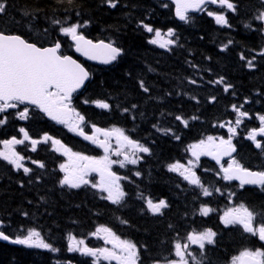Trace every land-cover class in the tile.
Returning <instances> with one entry per match:
<instances>
[{
  "label": "trees",
  "instance_id": "obj_1",
  "mask_svg": "<svg viewBox=\"0 0 264 264\" xmlns=\"http://www.w3.org/2000/svg\"><path fill=\"white\" fill-rule=\"evenodd\" d=\"M8 2L10 7L7 14L0 18V30L21 34L44 46L60 39L64 52L68 54L71 53L70 42L58 31L60 26L52 25L51 20H67L69 24L88 22L81 29L85 37L93 41L113 42L123 49L122 57L114 66L91 69L93 81L78 98L75 107L90 124L101 128L123 129L132 139L151 149L152 154L145 156L142 163L139 187L151 198L168 194L165 196L168 203L177 207L175 214L167 218L168 227L187 217L184 206L189 203L178 204V199L184 197L185 187L182 185V191L176 192L171 182L177 179L168 171L167 166L177 161L183 162L189 157L190 145L210 135L225 138L228 122L235 126L237 113L232 110L233 104L238 107L243 105L241 110L247 111L252 117L243 118L236 135V144L240 149L250 151L251 145L246 136L252 129L261 126L258 117L264 115V57L259 55L264 50V31H261V22L254 19L260 11H264L262 0H239L236 13L218 8L207 10L225 13L231 27L217 25L214 18L207 15V11L192 16L190 23L180 24L174 19L172 6L162 0H119L114 9L106 0ZM163 4L169 7H162ZM24 11L37 18L30 20L23 16ZM141 21L163 33L170 28L174 29L176 36L173 39L177 40V44L171 46V50H161L148 43L153 34L144 31ZM44 29H47V33ZM230 40L232 43L227 50H223ZM241 54L246 59L242 60ZM253 56L255 67L249 68L247 59ZM221 77L226 84L233 86L228 92L223 91V84L210 83ZM192 80H196V83L192 84ZM140 81L149 88V92L143 91ZM85 99L90 101L88 106L83 103ZM96 99L110 103L112 110L96 108L91 103ZM133 105L136 107L133 108ZM125 108L130 111L124 112ZM177 116L188 120V127L175 119ZM192 116L198 119L192 120ZM37 118L30 123L31 137L46 133L66 143L74 141L63 128L44 121L38 115ZM37 124L40 125L33 126ZM220 124H225V127H219ZM7 128L0 129V147L3 141L13 136ZM169 128L180 136L179 140L157 130ZM27 130L30 132V128ZM252 155L254 160L243 159L242 164L249 169H256L259 154L253 151ZM50 161L59 163L60 159L52 154L46 158L44 163L49 174ZM200 168L211 171H198L205 187L210 191L219 188L226 194L219 197V193L214 192L212 196L201 199V195L197 196L199 190H193L194 186H191L190 210L193 222H218L220 210L228 208L232 198L255 213H264V196L254 194L250 189L240 191L219 182L211 175L217 168L209 162ZM37 179L42 183H37ZM37 179L31 181L15 172L7 162L0 161V220L10 225L4 229L9 234H20L28 228H36L41 231L46 242L61 252L66 248L67 236L83 237V233L91 229V224H95V227L109 224L120 233L122 228L114 223L127 219L131 222L129 224L134 235L142 237L140 246L151 261L154 257H158L156 259L161 262L171 257L167 226L162 225V222L159 224L148 217L140 218V212L132 210L125 214L120 207L112 208L109 203L96 200L97 196L93 197L92 193H75L66 187L60 188L49 176H37ZM155 181L159 182V190L153 185ZM233 191L237 195L229 198L227 193ZM171 194H175L177 199H171ZM205 203L214 211L212 217L202 219L198 217V210ZM129 205L140 204L132 201ZM215 229L222 238L207 254L206 264H228L239 241L238 252L245 248L264 249L263 244L241 231L224 229L220 225H216ZM246 242L248 247H244ZM51 262L48 254L37 256L24 247L0 241V264Z\"/></svg>",
  "mask_w": 264,
  "mask_h": 264
},
{
  "label": "snow or ice",
  "instance_id": "obj_2",
  "mask_svg": "<svg viewBox=\"0 0 264 264\" xmlns=\"http://www.w3.org/2000/svg\"><path fill=\"white\" fill-rule=\"evenodd\" d=\"M118 2L119 0H106V3L113 9L117 7ZM172 2L175 5V16L183 23L191 22L190 12L206 11L205 6L208 4H218L219 8L230 10L232 13H236L239 7V0H172ZM262 3H264V0H262ZM9 7L8 0H0V18L7 14ZM162 7L167 8L169 5L163 4ZM76 15L79 16V13H76ZM207 15L213 17L217 25L231 27L225 13L207 11ZM23 16L29 17L30 20L37 18L28 11H24ZM254 19L261 22V31H264V11H260ZM51 23L52 25H59L58 31L62 37L69 38L72 42L70 46L74 47L75 52L80 53L88 60L111 65L123 55V49L115 46L113 42H93L86 38L81 29L86 27L88 22L82 24L76 21L69 24L67 20L52 19ZM141 25L144 31L154 34L148 43L168 50H171V46L177 44V40L173 39L176 36L174 29L170 28L166 33H162L161 30L155 29L143 21H141ZM245 27H251V25H245ZM44 32L47 33V29H44ZM231 43L230 40L223 50H227L228 45ZM62 47L60 39L55 40L50 46H44L26 39L21 34L0 30V114L19 109L21 105H24V108L18 113L20 120L26 121L33 118L37 112L43 113L47 118L63 125L68 131L101 148L104 155L95 157L74 152L70 147L63 144L60 139L46 133L43 135L42 140L33 139L28 131L21 127L19 132L23 134V138L18 139L13 136L10 140L3 141L5 150L0 151V158L14 166L16 170L22 169L25 174H30L33 169L25 166L23 163L25 157L16 150V146L25 145L26 141H30L31 151L35 152L37 150L36 146L40 143L50 145L56 153L67 157L66 162L59 165V171L63 173L62 179L59 180L61 187L80 189L81 187L90 186L102 194L101 199L110 201L113 205L122 206L126 202L127 193L123 189L121 180L128 179V177L117 175L112 170L113 166L119 165L120 168H125L128 165H137L143 159L140 154L151 155V149L132 139L125 133V130L120 128L105 130L92 125V135L84 131L83 126L87 123L86 117L73 107V95L85 87V83L91 79L92 74L71 55L63 54ZM259 55L264 57V50ZM240 58L242 60L246 59L242 54ZM254 60L255 56L252 59H247L249 68L255 67ZM193 67L195 66L193 65ZM191 83L195 84L196 80H192ZM210 83L223 84L224 92H228L233 87L226 84L223 77L216 81H210ZM140 87L145 93L149 92V88L144 85L143 81H140ZM212 101H215V97L212 98ZM83 103L89 104L90 101L85 99ZM91 103H94L95 107L101 110L111 111L113 107L110 103L100 99L91 101ZM132 107L135 108L136 105ZM231 107L233 112L237 113V116L234 127L231 126V122H228L227 139L210 135L206 139L190 145L188 150L191 152L193 159H189L187 164L177 161L167 166L169 172L177 173L182 181L194 186L193 190L201 189L202 191L197 194L198 197L200 195L210 197L214 192L220 193V195L226 194L219 188L210 191L208 187H205L195 169L199 166L198 162L201 156H211L219 163L224 156L232 157V154L236 152L233 138L238 134L237 128L243 123V118L251 119L252 117L247 111L241 110L243 105L238 107L233 104ZM123 111L129 112L130 110L125 108ZM258 118L261 126L258 129H252L247 138L254 143L255 148L260 149L261 153L264 154V142L257 139V137H264V115H259ZM175 119L181 121L184 127H188V120L182 119L180 116L175 117ZM191 119L196 120L198 117L192 116ZM5 123H7V116L0 118V125ZM153 127H156V125H153ZM219 127H225V124H220ZM157 130L165 135L171 134L176 140L180 139V136L172 132L170 128ZM101 136L103 139H100ZM113 136H115L118 145L115 149L111 144ZM113 156L122 158L113 159ZM31 162L37 164L41 169L46 167L43 162L36 160ZM220 171L222 173L221 178L224 181H239L241 189L246 185H253L264 191V170H250L233 157L227 167L221 165ZM92 173L98 174V181L93 182L89 179ZM134 175L138 177L141 172L136 171ZM227 195L232 198L237 193L233 191L227 193ZM138 198L144 199L142 195ZM145 204L146 210L154 216H163L165 210L170 208V204L166 199H159L154 202L153 199L147 198ZM198 211L201 217H208L214 209L205 203L200 206ZM258 215L261 217L259 221L257 220ZM220 221L225 228L230 227L264 242V213H255L241 203L239 206L224 212L220 217ZM121 223L127 224L128 221L121 220ZM9 226L3 220H0V241L25 246L29 249H46L53 253L60 251L51 243L46 242L41 231L36 228H28L20 234L13 235L4 230ZM169 227L173 226L169 225ZM93 235L98 239H103L106 244H111L112 247L92 248L84 240L70 235L67 251L93 257V264H100L101 260L108 261L109 264L112 261H115V264H141V247L132 240L121 239L110 227L106 226L97 228ZM175 235L179 237V232H176ZM217 235L216 231L208 228L202 231L191 230L186 236L174 239L170 254L178 259L169 260L165 258L163 264H190V262H193V264H206L208 246H216ZM192 246L197 247L198 254L192 251ZM153 264H161V261L154 260ZM230 264H264V249L245 248L238 256L231 258Z\"/></svg>",
  "mask_w": 264,
  "mask_h": 264
},
{
  "label": "flooded vegetation",
  "instance_id": "obj_3",
  "mask_svg": "<svg viewBox=\"0 0 264 264\" xmlns=\"http://www.w3.org/2000/svg\"><path fill=\"white\" fill-rule=\"evenodd\" d=\"M3 114L7 115L8 112L7 113H3ZM90 146L95 148V149H97L99 151L97 154H95L96 157H99L100 155L103 154L101 152V150L98 149L97 146H95L93 144H90ZM30 147H31L30 141H26L25 142V148H27V152L28 153L30 151ZM36 148H37V150L35 152H38V145L36 146ZM253 148L255 150V146L254 145H252V147H250V151L249 152H247V150L245 151L244 149H241L239 151V157H240V155H242L243 158H245V159L254 160V157L252 155ZM22 155L26 156L27 153H23ZM229 162L230 161H228L225 164H228ZM258 162H259L258 168H256L253 171L264 170V161L261 158H259ZM185 163H186V161H184V164ZM112 170L114 172H116V168H113ZM173 176L177 180H172L171 185L176 188V192L180 193L182 191V185L185 187L184 197L183 198L180 197L178 199V204L180 205V204H184V203H189V205L187 204L186 206H184L185 214L187 215V217H183L181 220H179V222L176 225H174L173 227L170 228V227H168V219L171 218L175 214L177 207L170 205V208L165 210V214L163 216H158V215L154 216L150 212H148L146 210V204H143V199H139L138 198L141 195L143 196L144 192L139 187L141 180H139V178L137 176H135V175H133L132 177H128V179H123L122 182H121L124 191L127 193L126 199L128 201V204L124 205V208H123L124 213L127 214L130 210L135 211V212H140L139 213L141 215L140 218L148 217V218L153 219L154 220L153 222H157V223L162 222L161 223L162 225H166L167 226V231H168L167 235L169 236V239H168L167 242L170 244V252H171V249H172V244H173L174 239L182 238V237L186 236V234L189 231H191V230L202 231L203 228H206V229L211 228L212 230L217 232V230L215 229L216 225H220L224 229H232L230 227L229 228H225L224 225L221 223V221H220L221 214L219 216V221L218 222L207 223V222H205V220H198L196 222H193L192 221V213H191V210H190L191 209V207H190L191 185H189L186 181H182V178L179 177V175L177 173H173ZM133 179H135V181H132ZM153 185L156 186L157 190H159V187H158L159 182L155 181V183ZM236 186H238L237 190H240V191H244L245 190V189H241L239 187V185H237V184H236ZM250 190L254 194H257L259 196H264V191H261L259 189V187H251ZM201 191L202 190H200L199 192H201ZM165 196H168V194L164 193V194H161V195L157 196V198H151V199H153L154 202L158 201L159 199H166L167 200V198ZM171 199H173V200L177 199L175 197V194H171ZM201 199H206V197L201 195ZM132 201H137L140 205H135V206L129 205ZM234 204L235 205H239L240 203L239 202H235V199H234ZM144 212H146V214ZM212 216H213V213H211L208 217H212ZM198 217L202 218V219L208 218V217H201L200 215H198ZM126 221H128V220L126 219ZM129 223H131V222L128 221L127 224H123L121 222L116 224V226H120V227H122L124 229V231L122 233L116 232L110 226H106V227H110L116 233V235L119 236L121 239L132 240L139 247H141V251H140L141 264H148L149 263L148 261H151V260H150L149 257L144 256L143 248H142V246H140V242L143 241L142 237H140L139 234L134 235V232L131 231V229H132L131 228V224H129ZM93 225L94 224H91L90 227L92 228ZM128 227H130V228H128ZM86 232H88V231H86ZM176 232H179V237H176V235H175ZM93 233L94 232H92L91 234H89L88 236H86V237H84L82 239V240L85 241V243L89 247H92V248H105V247L111 248L112 247L111 244H106L103 239H98L96 236L93 235ZM221 238L222 237L219 236V234H218L217 237H216V240L218 241ZM256 241L258 243L261 242V241H259L257 239H256ZM239 245H240V241L235 246L236 250L234 251V255L233 256H238L240 254L238 252V249L240 248ZM245 245H248L247 242L245 243ZM211 247L212 246H208V250ZM192 251L194 253H198L197 247L196 246H192ZM67 256H68L69 259L66 261V264H69V262H70V264H93V261H94L93 257L83 256V255H81L78 252H69L67 254ZM156 258H158V257H156ZM156 258L155 257L152 258V263H153L154 260H158ZM173 259H178V258H176L173 255ZM100 264H109V262L105 261V260H101ZM111 264H115V261H112Z\"/></svg>",
  "mask_w": 264,
  "mask_h": 264
},
{
  "label": "rangeland",
  "instance_id": "obj_4",
  "mask_svg": "<svg viewBox=\"0 0 264 264\" xmlns=\"http://www.w3.org/2000/svg\"><path fill=\"white\" fill-rule=\"evenodd\" d=\"M65 38H66V37H65ZM66 39H67V40H70L69 38H66ZM14 120H15L16 122H17V121H19V122L22 121V120L19 119L18 116L15 117ZM92 134H93V129L91 128V129H90V134H89V135H92ZM247 137H248V135H247ZM100 139H103V137L101 136ZM225 139H227V138H225ZM233 140H234V138H233ZM263 140H264V137H263ZM111 144H112L113 149H115V148L118 147L117 142H116V139H115V136H113V138H112V140H111ZM252 144H254V143L252 142ZM4 150H5V148L2 149V151H4ZM140 155L143 156V155H145V154L141 153ZM112 158H113V159H121L122 157H116V156H113ZM205 158H206V156H201V157H200V160H199V162H198V165H199V166H200L201 161H202L203 159H205ZM189 159H193V157L191 156V152H190V156H189V158L186 160V163H185V164H187V161H188ZM229 163H230V162H229ZM229 163H228V164H229ZM228 164H227L226 166H224V167H227ZM117 166L119 167V165H117ZM199 166L195 169L196 172L198 171ZM220 169H221V168H220ZM221 176H222V173H221V171H220L219 178H220L221 180H223V179L221 178ZM89 179L92 180L93 182H96V181L99 180V178L92 177V175L89 177ZM223 181H224V180H223ZM224 182L229 183L228 181H224ZM95 190L98 192L97 189H95ZM98 193H99V192H98ZM99 194H100V196L102 195L101 193H99ZM103 195H106V194H103ZM229 209H230V208H228V209L222 211V212H221V213H222L221 216L224 214V212H226V211L229 210ZM101 235H103V234H101ZM42 250H45V249H42Z\"/></svg>",
  "mask_w": 264,
  "mask_h": 264
},
{
  "label": "water",
  "instance_id": "obj_5",
  "mask_svg": "<svg viewBox=\"0 0 264 264\" xmlns=\"http://www.w3.org/2000/svg\"><path fill=\"white\" fill-rule=\"evenodd\" d=\"M164 1H166V2H168V3H170L172 6H173V8H174V16H175V5H174V3L172 2V0H164ZM208 5H211V4H208ZM195 13H198V12H190L189 14H195ZM175 19L178 21V22H180V23H183V22H181V21H179V19L175 16ZM74 53L77 55V56H79V57H82V58H84L86 61H89V62H93V63H95V64H99V65H104V66H109V65H105V64H102V63H100L99 61H93V60H88L86 57H83V56H81L80 55V53H77V52H75V50H74ZM112 65V64H111ZM88 82V81H87ZM86 82V83H87ZM86 83H85V85H86ZM83 89V88H82ZM81 89V90H82ZM81 90H79V91H81ZM43 114V113H42ZM46 117V116H45ZM47 118V117H46ZM48 120H50V121H52L51 119H49V118H47ZM54 122V121H53ZM235 154V152L232 154V156ZM209 158L215 163V164H217V165H221L224 161H226L227 159H229V158H231V157H228V156H224L222 159H221V161L218 163L216 160H214L211 156H209ZM238 183H239V181H237ZM250 186H253V185H246L245 187H250Z\"/></svg>",
  "mask_w": 264,
  "mask_h": 264
}]
</instances>
